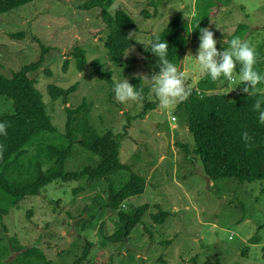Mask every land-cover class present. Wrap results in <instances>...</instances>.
<instances>
[{"label":"rangeland","instance_id":"374dc122","mask_svg":"<svg viewBox=\"0 0 264 264\" xmlns=\"http://www.w3.org/2000/svg\"><path fill=\"white\" fill-rule=\"evenodd\" d=\"M84 1L35 0L0 13V72L10 76L37 60L41 53L39 38L51 49L43 67L33 74L59 132L66 123V106H77L84 97L93 100L94 128L99 134L111 129L120 135L121 161L156 186L152 205L132 233L124 241L104 243L96 230L97 243L89 246L82 264H264V179L208 180L200 156L191 152L195 148L194 138L180 101L169 109H162L158 103L141 116L143 102H118L115 93L111 96L114 91L111 82L94 75L92 61L98 58L104 63L103 71L111 73L113 82L125 79L130 82L134 76H141L144 83H151L154 74L144 64L143 49L150 36L159 33L176 13L183 11L184 15L192 16L195 0L165 1L150 18H144L141 10L147 8L152 15L155 7L148 4L151 0H113L109 6L113 9L111 14L122 6L138 25V30L131 32L136 44L128 50L131 57L137 58L132 70L110 60V49L103 43L101 34L94 33L103 28L100 9L83 10L79 6ZM211 11V23L206 28L215 33L219 50H223L225 41L240 23H246L249 28L242 40L255 48L263 40L264 0H231ZM20 31L25 32L22 39L9 35ZM200 43L199 36L185 50L182 71L188 86L205 73L196 59ZM75 46L85 51L83 70L77 68L70 54ZM46 69L52 74H47ZM234 76L224 87L237 96L243 93L244 84H239V71ZM50 83L62 87L77 83V89L67 102L53 101L47 93ZM147 98L151 102L158 100L153 88ZM177 142L187 144L189 153L177 146ZM36 153L38 149L33 145L31 155ZM37 161L47 160L37 155ZM98 161L97 155L75 143L66 169L77 170ZM129 177L127 171L118 172L113 177L115 186L119 187ZM105 186H89L84 179L53 181L39 195L27 197L10 209L4 217L6 229L0 226V243L11 246L15 238L10 237H16L26 248L38 246L53 264H73L84 251V241L75 229L73 215L95 201L104 204ZM81 187L83 190L77 189ZM159 210L169 212L160 222L153 218ZM102 222L105 235H111L120 225L116 212L109 210ZM245 246L246 253L242 254ZM9 251L6 260H14L17 252L11 251V247ZM0 252H5L2 245ZM25 259L31 258H22L16 264H26ZM6 260L1 259L0 264Z\"/></svg>","mask_w":264,"mask_h":264},{"label":"trees","instance_id":"16d2710c","mask_svg":"<svg viewBox=\"0 0 264 264\" xmlns=\"http://www.w3.org/2000/svg\"><path fill=\"white\" fill-rule=\"evenodd\" d=\"M33 1L35 0H0V13ZM165 1L171 0L149 1L148 4L155 7L154 12L151 15L147 8H143L141 15L144 18L155 16L158 5ZM112 2L113 0H86L79 7L83 10L100 9L103 28L95 30L94 33L97 36L101 34L103 43L110 49L111 61L132 70L137 65V58L131 57L128 50L134 47L136 42L129 33L137 31L138 25L122 6H118L114 14H111L109 6ZM226 2L231 0H195V13L192 16L184 15L183 11L176 13L159 33L150 36L146 46H150L156 36L160 37L161 42L167 41V59L182 71L184 54L189 43L201 35L202 28L211 23V10ZM248 29L246 23L238 24L222 48L228 47L232 38H242ZM9 35L22 39L25 32H13ZM37 40L41 47L37 60L23 65L10 76L0 72V123L7 125L6 135L0 133V226L6 229L4 217L12 207L18 206L27 197L39 195L41 190L53 181L84 179L89 186L106 185L107 198L104 204L95 201L93 205H85L73 215L75 229L81 233L84 241V251L73 264H82L89 246L97 243L96 230H99L104 243L124 241L132 233L152 205L156 186L121 161L120 135L111 129L99 134L94 128L91 120L93 100L84 97L77 106H66V123L64 130L59 132L49 109L47 110L48 105L43 101L36 86V77L33 74L43 67L45 56L51 47L43 44L39 38ZM257 46L256 68L264 74V37ZM70 54L75 58L77 68L83 70L86 65L85 51L80 46H75ZM143 54L144 64L149 66L152 74H157L160 71L159 58L150 48L145 47ZM92 62L94 75L98 79L110 81L113 88L111 73H105L102 69L104 63L98 58ZM239 70L240 66L237 64L236 71ZM45 72L52 74L48 69ZM226 82L223 76L217 81H212L205 72L194 85H187L192 88L191 95L187 100L180 101V105L185 107L187 127L194 138L195 148L191 152L200 156L204 173L210 180L231 178L253 182L264 179V124L259 121V112L254 110L259 93L249 95L243 92L232 96L225 90ZM130 83L137 90L143 89V98L137 100L144 103L141 116L159 103V99L151 102L147 98L152 89V82L144 83L141 76H134ZM258 87L264 88V85ZM76 89L77 83L67 87L50 83L47 93L53 101L62 99L67 102ZM113 95L114 91L111 92V96ZM245 132L251 137L250 141L243 139L242 134ZM75 143L97 155L99 161L77 170H67L66 161ZM33 145L38 149L35 155H31ZM177 146L189 153L187 144L177 142ZM37 155H42L47 161L36 162ZM120 171L129 172L130 177L117 187L113 177ZM77 189L83 190L82 187ZM107 210L116 212L120 223L111 235H105L102 222ZM168 215L169 212L159 210L153 218L160 222ZM10 238H15L11 240V246L0 243L5 248V252H0V262L8 257L9 247L11 251L17 252V257L14 260L11 258L6 262L2 261L1 264H16L22 258L28 257L31 259H25L26 264H53L38 246L26 248L16 237ZM246 250L247 246L243 248L242 254Z\"/></svg>","mask_w":264,"mask_h":264},{"label":"clouds","instance_id":"9594fccd","mask_svg":"<svg viewBox=\"0 0 264 264\" xmlns=\"http://www.w3.org/2000/svg\"><path fill=\"white\" fill-rule=\"evenodd\" d=\"M110 12L113 9H109ZM131 36L132 33H129ZM201 43L196 59L202 71L206 72L212 79L217 81L222 76L232 82L235 79L234 73L239 64V84H244L242 91L249 95H256L258 98L254 104V110L259 112V121L264 124V74L257 68L258 52L248 41L240 37L232 38L227 49L217 48L215 33L209 28H202L200 35ZM151 51L159 58L160 71L152 75V88L159 99L162 109H169L175 102L185 101L191 95L192 88L186 84V77L183 71L174 62L167 59L169 50L168 42H161L156 36L150 46ZM191 54V53H189ZM188 54V55H189ZM115 99L118 102L128 100L136 101L143 98V89L137 90L128 79L114 82ZM6 123H0V133L6 135ZM245 141H250L248 133L242 134ZM2 147V146H0Z\"/></svg>","mask_w":264,"mask_h":264},{"label":"water","instance_id":"95a60500","mask_svg":"<svg viewBox=\"0 0 264 264\" xmlns=\"http://www.w3.org/2000/svg\"><path fill=\"white\" fill-rule=\"evenodd\" d=\"M179 66H180V64H179ZM208 180H209V177H208Z\"/></svg>","mask_w":264,"mask_h":264},{"label":"bare ground","instance_id":"6f19581e","mask_svg":"<svg viewBox=\"0 0 264 264\" xmlns=\"http://www.w3.org/2000/svg\"><path fill=\"white\" fill-rule=\"evenodd\" d=\"M131 47V46H130Z\"/></svg>","mask_w":264,"mask_h":264},{"label":"crops","instance_id":"0c3cea01","mask_svg":"<svg viewBox=\"0 0 264 264\" xmlns=\"http://www.w3.org/2000/svg\"><path fill=\"white\" fill-rule=\"evenodd\" d=\"M195 84V83H194Z\"/></svg>","mask_w":264,"mask_h":264}]
</instances>
